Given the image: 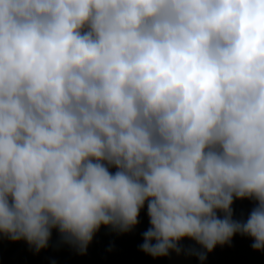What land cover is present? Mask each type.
<instances>
[{"label":"clouds","instance_id":"9594fccd","mask_svg":"<svg viewBox=\"0 0 264 264\" xmlns=\"http://www.w3.org/2000/svg\"><path fill=\"white\" fill-rule=\"evenodd\" d=\"M146 202L153 258L264 251V0H0V236L84 255Z\"/></svg>","mask_w":264,"mask_h":264},{"label":"trees","instance_id":"16d2710c","mask_svg":"<svg viewBox=\"0 0 264 264\" xmlns=\"http://www.w3.org/2000/svg\"><path fill=\"white\" fill-rule=\"evenodd\" d=\"M253 206V202L248 199H237L232 205L233 218L246 219ZM218 215L222 216L221 213ZM138 219L139 224L123 234L101 226L84 255L78 254L73 247L61 244L55 229L49 247L39 253L30 249L25 241L12 242L0 236V264H52L53 261L55 264H168L167 257L153 258L139 248L143 243L142 233L150 227L147 202ZM252 243V238L236 234L230 245H217L212 252L207 253L203 264H264V251L253 250ZM191 247L203 251L195 241ZM193 258L194 264H201L194 255Z\"/></svg>","mask_w":264,"mask_h":264},{"label":"water","instance_id":"95a60500","mask_svg":"<svg viewBox=\"0 0 264 264\" xmlns=\"http://www.w3.org/2000/svg\"><path fill=\"white\" fill-rule=\"evenodd\" d=\"M236 200L237 199H234V202ZM192 242L193 240L189 238L182 239L179 244L184 250H182L180 254H177L174 251H170L169 255L167 256L168 264H194L193 255H189L186 252V250L192 246Z\"/></svg>","mask_w":264,"mask_h":264}]
</instances>
